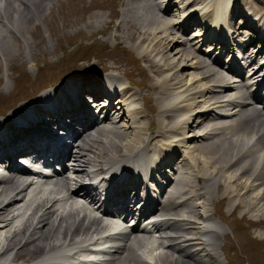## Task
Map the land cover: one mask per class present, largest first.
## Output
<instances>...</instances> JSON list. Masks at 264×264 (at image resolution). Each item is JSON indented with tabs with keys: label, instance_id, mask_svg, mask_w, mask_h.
<instances>
[{
	"label": "bare ground",
	"instance_id": "6f19581e",
	"mask_svg": "<svg viewBox=\"0 0 264 264\" xmlns=\"http://www.w3.org/2000/svg\"><path fill=\"white\" fill-rule=\"evenodd\" d=\"M58 1L0 0V62L13 60L15 51L20 57L27 52L29 43L38 50L46 49L40 43V35L34 32L33 26L41 19L45 21L48 15L42 13L56 7ZM133 1L121 0L123 8L119 12L121 20L119 19L118 30H123V26L127 24L139 27L137 36L138 47L141 49L138 57L142 61L148 59V67L151 69L164 68L160 63L165 55L167 41L174 39L172 35L185 36L194 27L199 29L194 22L197 18L202 20L204 33L197 31L192 34L193 37L183 39L175 52L177 57L188 63V70L196 72L189 73L193 77L185 80L186 75L175 70L176 65L170 62L165 69L160 70L162 76L153 78L151 88L156 92L155 102L158 104L156 127L153 130L148 127L153 114L149 107L145 110L142 106H135L137 96L141 94L129 83L125 86L121 83L115 73L118 68L116 65L107 67L108 72L100 77L103 83L94 79L81 80L75 87L68 81L51 92L40 94L35 103L20 105L0 119V158L7 160L13 158L10 151L16 146L14 154L20 152L23 147L21 143L34 145L37 142L40 145L37 156L56 151L50 148L52 142L43 133L38 135L32 131L31 124L15 125L24 118L31 120L36 117L39 121L37 109H43L54 124L67 118L80 128L73 135L76 142L70 150L62 148L58 152L60 155L56 154L58 159L64 153L68 167L63 166L58 174L43 179L42 184H25L21 176L30 172H16L11 167L6 176H0V259L16 250L13 254L16 260L18 254L27 257L37 253L44 254L33 264H148L147 259L153 246L149 245L145 233L151 230L158 236L155 247L164 250L162 254L154 256L156 263L214 264V257H217L214 248L218 242L212 241L217 236L213 229L218 228V223L207 209V205L217 201L214 193L220 191L216 198L224 199L230 207L238 205L242 213H253L255 210L263 215L264 114L249 113L251 106L238 90V85H230L223 73L200 58L207 57L206 54H197L196 47L203 40L216 43L218 46L212 49L207 46L202 52L216 53L219 62L224 42L230 46L229 42L234 37L233 47L241 51L240 46L248 42L244 38L237 39V36L246 33L247 28L235 31L234 24L244 21L242 12L246 14L243 24L255 21L252 26L261 36L256 37L257 40L252 43H261L264 40V6H258L255 0H172V3L169 0L171 4H177L176 8L183 9L180 19L174 22L176 14L179 15L178 9L176 14H172L170 10L161 12L158 3L152 0L157 12L161 14L153 11L149 16L146 15L147 20H143L140 18L143 15L138 16L136 13L139 6L133 5ZM142 1L145 4L151 2ZM190 6L191 9L186 10ZM63 15L66 21L72 20L67 14ZM93 19L95 21L85 25L100 24L103 16L94 14L90 19L87 17L88 21ZM83 20L81 14L75 22L62 21L60 25L61 28H66L84 23ZM183 24H187L185 29ZM51 27L48 28L54 33ZM23 30L30 32L31 42L26 36L23 37ZM248 37L253 40L252 34ZM159 56L161 57L157 60ZM232 56L226 68L234 71L232 66L238 62V57ZM253 58L252 52L249 59L252 61ZM248 77L254 78H248L251 82H256L264 79V73L254 71L248 73ZM104 82L107 84L106 92ZM113 84L116 85L114 92L109 87ZM55 92L60 98L59 104L50 95ZM82 93L90 94L94 101L102 97L108 98L110 103L103 112L102 119L98 120L93 111L80 102L79 95ZM111 94L116 96L113 101L110 99ZM141 97L147 101L146 94ZM38 103L44 107H37ZM133 105L134 107L129 108ZM146 114L149 121L145 124ZM75 118L81 119L80 124ZM11 120H15L12 127L7 124ZM121 121L127 125L119 127L117 124ZM104 123L109 127H99V124ZM18 126H23L21 131L28 129L26 136L22 135L21 128L17 129ZM120 149L122 152L115 156ZM174 155L180 157L178 167L172 170L165 187L160 188L167 201L166 206L150 216L151 221L146 224V228L132 234L119 229L121 227H112L110 220L103 221L94 215L92 208L98 201H95V195L101 192L102 186L98 182L84 187L92 176L110 166L113 174L131 168L144 171L146 176L156 174L155 167L160 168L166 161L172 162ZM3 163V167H7L6 162ZM65 171L71 176H65ZM112 186L106 188L105 196L111 195ZM28 188L31 189L29 195L26 194ZM156 188L159 189V185ZM180 197L179 201H175ZM108 201L112 202L110 199ZM57 204H60L59 211L55 208ZM154 207V203L151 204L148 200L139 213L153 211ZM96 210L101 212L100 207ZM131 214L133 212L130 211L128 216ZM102 215L110 216L108 211ZM196 221H201L200 228L196 227ZM110 228L112 231H109ZM73 236H77V239L74 240ZM93 238L94 241L104 238L100 248L107 247L106 251L98 252L89 263L75 262V258L87 252L79 249ZM22 262L25 264L27 261Z\"/></svg>",
	"mask_w": 264,
	"mask_h": 264
},
{
	"label": "rangeland",
	"instance_id": "374dc122",
	"mask_svg": "<svg viewBox=\"0 0 264 264\" xmlns=\"http://www.w3.org/2000/svg\"><path fill=\"white\" fill-rule=\"evenodd\" d=\"M58 2L56 7L51 10L46 9V12L42 13L48 15L45 21L41 19L42 21L35 23L34 28L31 27L34 32L40 35L39 41L46 49L38 50L29 43L27 52L25 51L20 57L18 52L15 51L16 56L10 62L8 61L9 63L0 62V119L5 117V112L9 111L10 108L14 106L16 108L20 101L34 100L39 89L58 84L65 78H79L83 76L82 74L86 76H91L95 73L99 74L101 71H107V67L110 65H116L118 68L115 73L123 81L126 77L134 87L137 86L140 93H143L142 96L146 94L145 100L149 101V106L146 103L144 104L146 109L149 107L150 113L153 114V119H151L148 127L153 130L156 127V111L158 110V104L155 102L156 92L151 88L153 78L162 76L163 74L160 70L165 69L168 64H171L170 62L176 65L175 70L186 75L185 80L193 77L189 73L196 71L188 70V63L175 54L177 52L176 48H178L182 40L189 39L193 35L191 37H187V34L179 37L172 35L174 39L167 41V48L164 51L165 55L161 61L162 63H160L164 68L151 69L148 67V59L142 61L138 57V52L141 49L138 47L137 31H139V27L134 24H127L123 26V30H118L120 26L118 25L119 19L121 20L119 16L120 9H122L121 0H64L63 2L59 0ZM254 2L260 7L264 6V0H255ZM141 3L143 4L144 2L141 1ZM151 9L153 8L150 4L143 6L141 10L139 8L140 14L145 16L143 17L139 14L138 16L143 20H147L146 15L148 14L149 16L154 11ZM176 9L173 8L175 12L172 14H176ZM190 9L191 6L186 8V10ZM139 10L135 12L139 13ZM63 14H67L69 19L71 18L72 20L66 21ZM81 14L84 23L61 28L60 23L62 21V23H73L77 16L80 17ZM94 14L102 15L103 21H100V24L85 25V23L95 21L94 19L87 20V17L90 19V16H94ZM27 26L25 25V27ZM48 27H51L54 33H51ZM197 31L195 30V33ZM195 33L192 32V34ZM23 37L28 38L27 40L31 42L30 32L26 33L23 30ZM196 48L197 54L201 55L198 46ZM148 88L149 91H147ZM144 121L145 124L149 121L148 115L144 118ZM101 125V128L109 127L107 123ZM117 125L125 127L127 123L121 121ZM121 152L122 149L118 150L115 156H118ZM214 194L217 201H213L209 206L207 205V209L215 217L213 219L219 224V228L215 229L218 235L213 239V242H218L216 245L219 246L218 249L214 248L217 255V257H214V264H227V259H230L232 264H260L261 259L259 260V257L264 254L262 252L264 250V210L262 212L263 215L253 210L256 216L247 212L242 213V209L238 205L230 207L231 205L229 204L228 206L227 201L224 199L218 200L216 197L219 196L220 191ZM196 223V227H201L198 224L199 221H196ZM237 224H239L240 228L237 227ZM15 251L7 254L10 256L6 255L1 258L0 264H6L7 261H9L7 264H22V261L29 262L39 254L28 257L18 254V260H16L13 255ZM157 251L160 254V251Z\"/></svg>",
	"mask_w": 264,
	"mask_h": 264
}]
</instances>
